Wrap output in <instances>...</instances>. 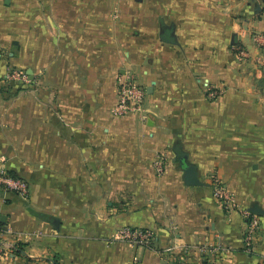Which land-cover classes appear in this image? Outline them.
Masks as SVG:
<instances>
[{
  "label": "crops",
  "instance_id": "crops-1",
  "mask_svg": "<svg viewBox=\"0 0 264 264\" xmlns=\"http://www.w3.org/2000/svg\"><path fill=\"white\" fill-rule=\"evenodd\" d=\"M126 72L144 121L112 114ZM0 167L29 186L0 187V264H264V0H0Z\"/></svg>",
  "mask_w": 264,
  "mask_h": 264
},
{
  "label": "built area",
  "instance_id": "built-area-1",
  "mask_svg": "<svg viewBox=\"0 0 264 264\" xmlns=\"http://www.w3.org/2000/svg\"><path fill=\"white\" fill-rule=\"evenodd\" d=\"M233 51L239 61H246L250 58L248 50L242 44L234 45ZM5 81L26 84L29 80L25 71L20 69H10L5 76ZM210 95L213 96L214 93H211ZM145 103L146 92L137 82L134 75L129 72L120 75L117 81V102L112 108V114L114 116L136 114L141 121H144L146 120L147 113ZM165 164V156L158 154L153 162L157 175H161L164 172ZM210 184L211 194L214 200L217 201L226 211H238L246 220V228L243 236L244 249L247 252L251 251L260 226L259 216L248 209H239L233 196L228 192L219 177H212ZM0 187L16 193L23 199L28 198V183L23 179L12 176L3 167H0ZM3 235L4 231L0 224V258L5 256L8 251V248L3 243ZM152 236V232L149 230L123 227L119 229L117 239L131 245L145 246L151 241Z\"/></svg>",
  "mask_w": 264,
  "mask_h": 264
},
{
  "label": "water",
  "instance_id": "water-1",
  "mask_svg": "<svg viewBox=\"0 0 264 264\" xmlns=\"http://www.w3.org/2000/svg\"><path fill=\"white\" fill-rule=\"evenodd\" d=\"M186 176H187V183L188 184L195 183V181H194V172H193V169L192 168H188L186 170Z\"/></svg>",
  "mask_w": 264,
  "mask_h": 264
}]
</instances>
